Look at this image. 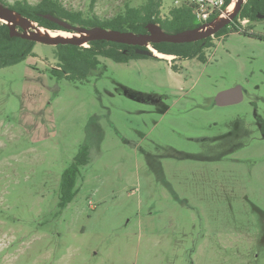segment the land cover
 <instances>
[{
	"label": "rangeland",
	"instance_id": "obj_1",
	"mask_svg": "<svg viewBox=\"0 0 264 264\" xmlns=\"http://www.w3.org/2000/svg\"><path fill=\"white\" fill-rule=\"evenodd\" d=\"M58 1L101 20L146 2ZM238 28L264 34V20ZM239 32L213 38L206 62L98 56L58 79L55 46L35 42L0 68V264H264V41ZM236 84L242 101L214 104Z\"/></svg>",
	"mask_w": 264,
	"mask_h": 264
},
{
	"label": "trees",
	"instance_id": "obj_2",
	"mask_svg": "<svg viewBox=\"0 0 264 264\" xmlns=\"http://www.w3.org/2000/svg\"><path fill=\"white\" fill-rule=\"evenodd\" d=\"M230 1L225 0V5L229 4ZM0 2L18 12L21 16L32 20L37 25L52 31L69 30H65L56 23L44 18V14H51L65 19L73 25L84 27L100 26L107 29L132 32H146L145 26L149 22L159 24L168 33L194 28L202 23L196 19L192 7L186 4L174 6L169 10L167 16L160 17V8L163 4L162 0H146L144 4L138 7L125 5L122 12H118L116 15L103 20L99 19L95 14L91 15V17H84L80 11L68 10L58 0H40L36 4H31L28 0H16L12 4H7L5 0H0ZM94 3L95 0H92L89 5L91 10ZM260 13H264V0H245L241 10L234 19L212 36L195 42L179 44L160 42L151 44V46L157 52L165 55H173L174 58H178L179 60L196 58L205 61L207 58L204 50L214 46L213 38H219L226 33L239 32V20L249 19L250 21H260L256 16ZM216 16L217 14L212 15L207 21L212 20ZM250 28H253V26H250ZM239 33L264 41V34L260 32L247 31ZM34 45L35 42L33 41L17 36H10L7 24L0 21V68L14 65L24 60L27 56L33 55ZM58 47H63L65 51H60ZM135 48L136 46L105 40L89 41L87 46L58 44L54 50L57 67L51 68L49 71L58 79L62 77L72 79L74 77L73 71L77 69L80 73L94 71L100 63L99 57H106L115 62H127L133 58L148 57L136 54ZM60 61L63 63V66L59 65ZM172 67L176 68L175 66ZM87 163L88 149L86 146H82L74 156L72 162L62 173L58 201L60 209H63L76 195L78 191V178L81 179L79 168L85 166Z\"/></svg>",
	"mask_w": 264,
	"mask_h": 264
},
{
	"label": "water",
	"instance_id": "obj_3",
	"mask_svg": "<svg viewBox=\"0 0 264 264\" xmlns=\"http://www.w3.org/2000/svg\"><path fill=\"white\" fill-rule=\"evenodd\" d=\"M232 1V0H231ZM230 1V2H231ZM245 0H236L231 12L222 18L219 15L210 21H204L194 28L184 29L175 33L164 31L159 24L149 22L146 24V32L120 31L117 29H107L100 26L84 27L73 25L65 19L58 18L51 14H44L43 17L56 23L67 32H73L70 37L67 36H44L39 33L41 27L35 25L32 20L21 16L18 12L10 9L7 5L0 2V21L7 24L10 36H17L33 42H39L56 46L58 44H71L81 46L89 41L105 40L126 45L136 46L135 53L145 55L152 58H161L151 44L168 42V43H188L205 39L214 35L218 30L228 25L234 17L239 13ZM15 14L26 23V27L11 20L9 14ZM258 18L263 16L257 15ZM20 27V31L18 30ZM23 30H22V28ZM47 29V28H44ZM50 30V29H49ZM243 99V91L241 85H235L231 88L224 89L215 94L213 100L217 106L231 105L239 103Z\"/></svg>",
	"mask_w": 264,
	"mask_h": 264
},
{
	"label": "built area",
	"instance_id": "obj_4",
	"mask_svg": "<svg viewBox=\"0 0 264 264\" xmlns=\"http://www.w3.org/2000/svg\"><path fill=\"white\" fill-rule=\"evenodd\" d=\"M174 6L186 4L192 7L193 14L200 22L207 21L214 14H221L229 4L225 5V0H174ZM244 24L246 19L239 20Z\"/></svg>",
	"mask_w": 264,
	"mask_h": 264
},
{
	"label": "bare ground",
	"instance_id": "obj_5",
	"mask_svg": "<svg viewBox=\"0 0 264 264\" xmlns=\"http://www.w3.org/2000/svg\"><path fill=\"white\" fill-rule=\"evenodd\" d=\"M235 2L236 0H232L229 5L227 6V8L221 13V15L219 16V18H222L224 17L225 15H227L229 12H231V10L233 9L234 5H235ZM9 18L13 21H15L16 23H19V24H24L25 22L22 21L20 18H18L17 15L11 13L9 14ZM26 25V23H25ZM39 33L41 35H44V36H67L65 35L64 33L65 32H59V33H55L54 31L52 30H49V29H44V28H40L39 30ZM67 37H70V36H67ZM156 53V52H155ZM158 56H161V57H165V56H168V55H164V54H161V53H156Z\"/></svg>",
	"mask_w": 264,
	"mask_h": 264
},
{
	"label": "flooded vegetation",
	"instance_id": "obj_6",
	"mask_svg": "<svg viewBox=\"0 0 264 264\" xmlns=\"http://www.w3.org/2000/svg\"><path fill=\"white\" fill-rule=\"evenodd\" d=\"M3 4V3H2ZM258 15H261V16H263V17H261V18H258V19H260V21H263L264 20V13H260V14H258ZM257 16V15H256ZM250 20L249 19H246V22L248 23ZM156 53H159V52H156ZM166 59V58H165ZM207 60V59H206ZM201 61V60H200ZM202 62H206V61H202ZM236 85H238V84H236ZM235 86V85H234ZM242 87V86H241ZM242 91H243V96H244V94H245V90L242 88ZM213 102H214V100H213ZM257 120V125H258V130H259V132H260V135L261 136H263V138H264V120H261V119H256Z\"/></svg>",
	"mask_w": 264,
	"mask_h": 264
}]
</instances>
